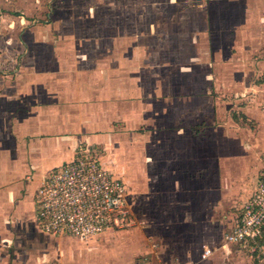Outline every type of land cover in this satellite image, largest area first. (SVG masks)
<instances>
[{
  "label": "rangeland",
  "instance_id": "374dc122",
  "mask_svg": "<svg viewBox=\"0 0 264 264\" xmlns=\"http://www.w3.org/2000/svg\"><path fill=\"white\" fill-rule=\"evenodd\" d=\"M30 74L108 87L95 107L111 127L79 146L130 193L122 229L54 237L50 264H264V242L224 241L264 170V0H0V122L22 112ZM2 232L0 264H47Z\"/></svg>",
  "mask_w": 264,
  "mask_h": 264
},
{
  "label": "crops",
  "instance_id": "0c3cea01",
  "mask_svg": "<svg viewBox=\"0 0 264 264\" xmlns=\"http://www.w3.org/2000/svg\"><path fill=\"white\" fill-rule=\"evenodd\" d=\"M30 78L25 81L29 82L27 85L29 97L21 98L26 102L22 105V112H19L16 120V117L11 119L13 123L8 118L0 122V240L4 230L8 235L14 236L15 240L20 239L19 242L25 243L29 258L34 251L42 250V255L45 254L48 258L44 256L42 263L50 264L49 248L53 247L58 239L42 233L37 227L34 192L41 180L49 173L79 156L83 150H89L82 149L79 142L85 140L91 143L101 142L99 135H86L85 132L110 129L113 112L110 111L108 120V117H102V112L105 111L103 107L101 110L95 107L97 101L105 106V100H109V89L108 87L102 89L101 83L110 81L96 80L97 84L94 86L101 89L87 91L85 84L89 80L84 79L88 77L83 79L73 77L68 81L65 78H62L64 80L52 78L49 79L48 84L45 80H40L38 76L30 74ZM69 81L72 82L69 83ZM117 82L122 83V81ZM17 113L18 111L15 110L11 112V115L16 116ZM114 137L108 136L106 146L113 143ZM176 143L179 142L176 141ZM158 145L164 144L159 141ZM172 156L176 161H187L192 157L190 153L183 150L176 151ZM100 163L102 164L103 161ZM109 167L108 165L106 169L125 183L129 198L127 182L116 176ZM120 227L122 226L114 225L107 232L91 237L86 242L93 244L102 237L107 238L114 230L122 229ZM70 242L83 246V243L68 238L66 243ZM57 257L60 264L61 262L65 264L64 257ZM32 263L33 261H29V264Z\"/></svg>",
  "mask_w": 264,
  "mask_h": 264
},
{
  "label": "built area",
  "instance_id": "2783aa9c",
  "mask_svg": "<svg viewBox=\"0 0 264 264\" xmlns=\"http://www.w3.org/2000/svg\"><path fill=\"white\" fill-rule=\"evenodd\" d=\"M33 202L35 223L42 233L79 242L102 235L114 225H126L130 215L125 183L89 150L44 177L34 192ZM263 239L264 170L224 241L226 248L249 247L256 252ZM210 254V249H203L201 259Z\"/></svg>",
  "mask_w": 264,
  "mask_h": 264
},
{
  "label": "trees",
  "instance_id": "16d2710c",
  "mask_svg": "<svg viewBox=\"0 0 264 264\" xmlns=\"http://www.w3.org/2000/svg\"><path fill=\"white\" fill-rule=\"evenodd\" d=\"M264 242V239L261 241V243H263Z\"/></svg>",
  "mask_w": 264,
  "mask_h": 264
}]
</instances>
